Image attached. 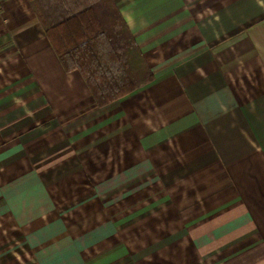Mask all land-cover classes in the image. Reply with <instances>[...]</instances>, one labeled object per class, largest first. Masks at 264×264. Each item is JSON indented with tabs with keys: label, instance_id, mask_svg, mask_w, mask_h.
<instances>
[{
	"label": "crops",
	"instance_id": "0c3cea01",
	"mask_svg": "<svg viewBox=\"0 0 264 264\" xmlns=\"http://www.w3.org/2000/svg\"><path fill=\"white\" fill-rule=\"evenodd\" d=\"M113 2L152 81L99 108L0 0V264H264V0Z\"/></svg>",
	"mask_w": 264,
	"mask_h": 264
},
{
	"label": "trees",
	"instance_id": "16d2710c",
	"mask_svg": "<svg viewBox=\"0 0 264 264\" xmlns=\"http://www.w3.org/2000/svg\"><path fill=\"white\" fill-rule=\"evenodd\" d=\"M66 73L76 71L99 108L152 81L113 0H28Z\"/></svg>",
	"mask_w": 264,
	"mask_h": 264
},
{
	"label": "rangeland",
	"instance_id": "374dc122",
	"mask_svg": "<svg viewBox=\"0 0 264 264\" xmlns=\"http://www.w3.org/2000/svg\"><path fill=\"white\" fill-rule=\"evenodd\" d=\"M24 257H12V256H9L5 263L4 264H23L24 263ZM27 264H30V263H27Z\"/></svg>",
	"mask_w": 264,
	"mask_h": 264
}]
</instances>
